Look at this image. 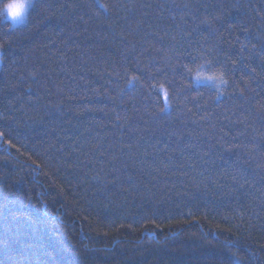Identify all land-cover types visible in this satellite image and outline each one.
<instances>
[{
    "label": "trees",
    "instance_id": "obj_1",
    "mask_svg": "<svg viewBox=\"0 0 264 264\" xmlns=\"http://www.w3.org/2000/svg\"><path fill=\"white\" fill-rule=\"evenodd\" d=\"M4 2L0 264H264V0Z\"/></svg>",
    "mask_w": 264,
    "mask_h": 264
},
{
    "label": "rangeland",
    "instance_id": "obj_2",
    "mask_svg": "<svg viewBox=\"0 0 264 264\" xmlns=\"http://www.w3.org/2000/svg\"><path fill=\"white\" fill-rule=\"evenodd\" d=\"M34 1L35 0H31V2L28 4L27 12H26V14L22 20L16 21V22L10 21L7 17L6 10H4V12H3L4 21L6 23H8L12 29H19V28L24 27L26 24V21H27L28 12H29L30 8L33 6ZM0 64H1V52H0ZM194 82H195V85L197 87H199V85H208V87H209L210 86L209 84H212L216 87H220V85L222 84L221 81H218L214 78L209 79V77H206V75L204 76V74H200V73L198 74L197 77H195Z\"/></svg>",
    "mask_w": 264,
    "mask_h": 264
},
{
    "label": "clouds",
    "instance_id": "obj_3",
    "mask_svg": "<svg viewBox=\"0 0 264 264\" xmlns=\"http://www.w3.org/2000/svg\"><path fill=\"white\" fill-rule=\"evenodd\" d=\"M31 0H5L2 7L6 10L10 21H20L27 12L28 4Z\"/></svg>",
    "mask_w": 264,
    "mask_h": 264
},
{
    "label": "snow or ice",
    "instance_id": "obj_4",
    "mask_svg": "<svg viewBox=\"0 0 264 264\" xmlns=\"http://www.w3.org/2000/svg\"><path fill=\"white\" fill-rule=\"evenodd\" d=\"M23 18H21V20H22ZM213 77H209V79H212ZM216 79H220V81L222 82V83H226V81H224L223 79H222V76H219V77H216ZM165 97L167 98V93L165 92ZM166 102H167V100H166Z\"/></svg>",
    "mask_w": 264,
    "mask_h": 264
}]
</instances>
